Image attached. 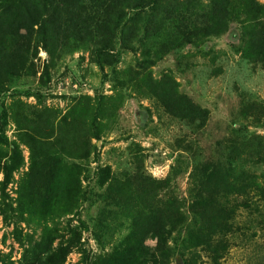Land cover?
Segmentation results:
<instances>
[{
    "label": "rangeland",
    "instance_id": "1",
    "mask_svg": "<svg viewBox=\"0 0 264 264\" xmlns=\"http://www.w3.org/2000/svg\"><path fill=\"white\" fill-rule=\"evenodd\" d=\"M131 1L103 67L52 13L0 22V264H129L136 236L156 264H264V0ZM71 112L100 160L63 153L47 181L39 140Z\"/></svg>",
    "mask_w": 264,
    "mask_h": 264
},
{
    "label": "trees",
    "instance_id": "2",
    "mask_svg": "<svg viewBox=\"0 0 264 264\" xmlns=\"http://www.w3.org/2000/svg\"><path fill=\"white\" fill-rule=\"evenodd\" d=\"M211 1L215 3L219 0ZM151 3L157 4V0H151ZM86 4L87 0H0V22L9 18L14 20L16 18H21L23 16L22 13L27 11L31 14L30 16L34 18L35 24L41 25L48 22L45 20V17L47 14L52 13L56 20L64 19V24L60 23L58 25L59 28L66 27L68 31H71L70 36H67L66 40L71 41L83 36L87 37L88 41L96 44L98 52L94 55L100 67H103L104 58L111 56L105 53H109L113 47V38L117 35L120 28L119 20L122 19L121 12L123 8L133 9L132 1L112 0V4L110 7L105 8L104 17L98 23L90 19L87 20L85 13L87 11ZM138 4L144 5L145 3L139 0ZM165 8L169 10L167 6H165ZM154 10L159 14L158 8H154ZM262 17H264V15H262ZM15 21L19 22L17 20ZM32 26H34V24L30 22V27ZM20 27L22 30L24 29L21 23ZM152 35L156 36L157 34L154 32ZM9 40L10 39H7L0 30V52L8 50L6 49V45ZM260 45L262 47V54H264V39L260 42ZM8 66L15 68L14 64ZM95 105L96 104H94V106ZM98 106L103 108L102 102H99ZM0 107V141H3L7 137L6 127L10 111L4 101H0ZM93 107H91V105L87 106L85 116L90 114ZM70 115L72 121L67 123L65 130L59 127L53 140H50V137H52L55 132V128L52 124L46 126L47 132L42 135L45 141H43L42 137L39 140L42 145H44L45 142L48 148H52V155L55 152L54 156L44 161L42 170L48 175V177H46L47 181L53 180L55 176H58L61 165L60 159L63 157L61 154L63 153H65V155L71 154L85 161H88L91 155L94 154V159L96 161L100 160V149L97 145L92 143V140L93 138L100 140L102 134L101 125L96 121L87 124L89 127H84L77 112H71ZM93 118L95 117L93 116ZM34 195L36 196L39 194L35 192ZM34 204L35 201H29L31 209L34 208ZM122 258L123 261L129 264H141L143 259H148L151 263L156 264L153 260L152 251L147 249L143 245V239L139 240L137 236L134 237L130 243L126 244V250L122 253ZM184 264H186V261Z\"/></svg>",
    "mask_w": 264,
    "mask_h": 264
}]
</instances>
